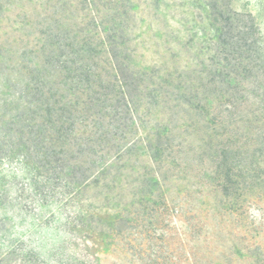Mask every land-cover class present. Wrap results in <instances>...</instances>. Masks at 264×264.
I'll use <instances>...</instances> for the list:
<instances>
[{
    "label": "trees",
    "instance_id": "16d2710c",
    "mask_svg": "<svg viewBox=\"0 0 264 264\" xmlns=\"http://www.w3.org/2000/svg\"><path fill=\"white\" fill-rule=\"evenodd\" d=\"M223 1L210 6L213 54L192 74L134 66V0H0L1 246L17 222L34 218L41 230L82 240L88 254L109 250L127 207L152 201L167 214L192 152L214 190L231 194L246 144L228 128L251 121L242 107L264 103V32ZM205 93L213 95L209 120L217 115L223 131L191 149V114L209 109ZM156 107L163 116L149 123ZM132 185L140 193L130 196ZM111 196L121 213L105 228Z\"/></svg>",
    "mask_w": 264,
    "mask_h": 264
},
{
    "label": "rangeland",
    "instance_id": "374dc122",
    "mask_svg": "<svg viewBox=\"0 0 264 264\" xmlns=\"http://www.w3.org/2000/svg\"><path fill=\"white\" fill-rule=\"evenodd\" d=\"M217 1L218 5H224L223 0ZM225 2L231 10L253 15L264 32V0ZM134 3L138 17L132 34L136 45L133 63L137 69L177 68L179 72L196 74L193 70L212 56L211 47L216 40L210 17L212 0H158L155 8L148 0H134ZM150 11L160 20H154ZM200 97L209 101L213 95L205 93ZM248 109L252 111L250 122L240 118L228 128L246 144L238 151L239 156L232 153L242 160L243 169L236 172L230 195L215 191L219 187L214 190L215 182L210 178L214 176L196 168V152H192L193 169L187 175L181 174L179 181H173L175 187L170 198L175 204L167 214L160 216L158 205L154 212L152 201L138 204L133 210L127 207L124 212L127 219L114 224L117 235L109 250H92L93 255L88 254L82 249V240L41 230L38 225L43 219L31 218L17 222L6 244L0 245V264H264V103L259 108L258 103L242 107L241 111ZM211 110L191 114L193 121H190L198 123L196 129L188 131V138L193 141L191 149L199 141L210 140L208 131L213 133L215 142L222 134L217 115L209 120ZM162 116L156 107L148 121L154 123ZM177 121L176 117V123L183 122L184 117ZM143 151V146L137 149V153ZM206 157L205 167L212 168L210 153ZM137 159L141 160L135 156L132 162ZM136 189L135 185L129 186L128 194L140 193ZM91 193L95 190L91 189ZM111 197L102 212L108 217L103 222L105 228L121 213V207ZM138 210L141 217L135 219L132 212ZM34 229L38 230L36 235L27 237Z\"/></svg>",
    "mask_w": 264,
    "mask_h": 264
}]
</instances>
